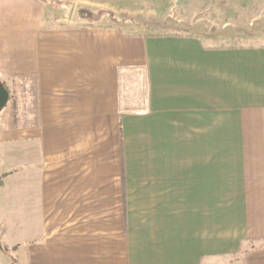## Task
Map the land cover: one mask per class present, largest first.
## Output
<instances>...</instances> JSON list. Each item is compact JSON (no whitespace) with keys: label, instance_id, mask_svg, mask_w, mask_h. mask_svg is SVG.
I'll return each mask as SVG.
<instances>
[{"label":"crops","instance_id":"crops-1","mask_svg":"<svg viewBox=\"0 0 264 264\" xmlns=\"http://www.w3.org/2000/svg\"><path fill=\"white\" fill-rule=\"evenodd\" d=\"M46 1L0 0V257L264 264V45L59 27Z\"/></svg>","mask_w":264,"mask_h":264},{"label":"rangeland","instance_id":"rangeland-1","mask_svg":"<svg viewBox=\"0 0 264 264\" xmlns=\"http://www.w3.org/2000/svg\"><path fill=\"white\" fill-rule=\"evenodd\" d=\"M45 3L53 25L59 27L117 25L135 34L199 36L214 47L264 45V0H144L128 5L126 11L117 15L104 10L76 9L63 0ZM8 84L14 95L13 83ZM3 111L2 125L8 128L14 111L12 100ZM5 250L12 255L15 252ZM0 264H7L2 257Z\"/></svg>","mask_w":264,"mask_h":264},{"label":"water","instance_id":"water-1","mask_svg":"<svg viewBox=\"0 0 264 264\" xmlns=\"http://www.w3.org/2000/svg\"><path fill=\"white\" fill-rule=\"evenodd\" d=\"M10 100V94L0 81V113L6 108Z\"/></svg>","mask_w":264,"mask_h":264},{"label":"trees","instance_id":"trees-1","mask_svg":"<svg viewBox=\"0 0 264 264\" xmlns=\"http://www.w3.org/2000/svg\"><path fill=\"white\" fill-rule=\"evenodd\" d=\"M114 21H115V23L117 22L115 19H113ZM263 246H264V244H263Z\"/></svg>","mask_w":264,"mask_h":264},{"label":"flooded vegetation","instance_id":"flooded-vegetation-1","mask_svg":"<svg viewBox=\"0 0 264 264\" xmlns=\"http://www.w3.org/2000/svg\"><path fill=\"white\" fill-rule=\"evenodd\" d=\"M9 92V91H8Z\"/></svg>","mask_w":264,"mask_h":264}]
</instances>
